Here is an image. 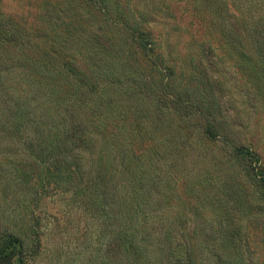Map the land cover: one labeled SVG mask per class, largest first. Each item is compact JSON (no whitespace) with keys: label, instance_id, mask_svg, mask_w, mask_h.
<instances>
[{"label":"trees","instance_id":"1","mask_svg":"<svg viewBox=\"0 0 264 264\" xmlns=\"http://www.w3.org/2000/svg\"><path fill=\"white\" fill-rule=\"evenodd\" d=\"M13 1L0 0V187L23 217L0 221V264L35 261L57 214L101 264L222 263L240 204L217 195L264 213V162L221 100L232 67L264 114L263 2Z\"/></svg>","mask_w":264,"mask_h":264},{"label":"rangeland","instance_id":"2","mask_svg":"<svg viewBox=\"0 0 264 264\" xmlns=\"http://www.w3.org/2000/svg\"><path fill=\"white\" fill-rule=\"evenodd\" d=\"M174 1L176 0H160L162 6H168L167 4ZM184 1L188 2V0ZM238 1L239 0L236 2ZM4 2L7 4L6 6L12 7L11 9L15 8L13 7L16 3L15 1L4 0ZM262 2L264 4V0H251L250 10L259 8ZM192 5L196 6V3L190 4L189 6ZM200 5L201 3L198 2L197 6ZM200 30L202 31L203 28ZM212 30L214 33V39L218 38L215 26L212 27ZM172 35V40H170L171 42L168 45H171L173 42V47L176 50L182 40L176 38L180 36L173 33ZM185 40H188L186 35L184 36V41ZM168 49L169 48L166 46L165 51ZM119 70L120 69L117 68L116 72L118 73ZM223 71L226 72L224 73V78L227 79V89L223 92L221 100H223L227 112L232 119L234 138L242 143L248 142L250 147L257 151L261 160L264 162V114L261 113L260 107L262 101L253 95L252 92L248 93L246 87H241L243 79H238V81L235 79L236 77L233 73L232 67L227 66ZM218 174L220 173L217 172L216 176L217 178H220L218 177ZM217 178L215 177L214 181L217 180ZM240 200H242V198H240ZM217 201L230 208L234 205L238 206V204H240L239 208H234L239 211L237 212L233 209L231 213L233 216L232 219L225 221L224 225H226V227L221 226V228L225 227L227 230L226 236L224 237L226 240L222 241L228 243L227 247L222 251V263L215 262L214 257L211 256L206 263L203 261V264H264V213H253L252 211L254 207H250V202L246 199L243 202L238 200L233 202L227 195L219 194L217 195ZM15 203L16 201L13 200L12 196H4V191H2V188L0 187V221L7 222L8 217L12 219V224H16V221H19L23 217L22 213L13 215L12 210L6 213V209L8 210L11 207H17L15 206ZM43 204L45 205L44 208H46L45 211L49 214L55 215L56 209L54 206L56 205L49 203L48 199H44ZM240 206H242L241 209ZM35 212H37L38 215H42L39 211ZM57 215L59 230L57 233L58 237L56 236L55 238H52L53 236H49L51 241H49L44 250L41 251V254L36 257V260H29L24 264H101L98 257L100 253H103L105 250H102L101 252L98 245L94 247L93 243H88L85 240V237L82 238L80 236L81 230L79 231L77 224H70L68 226L66 222L67 219L60 214ZM46 217L47 219L44 220L45 222L51 220L50 217ZM218 221H220V219L216 218V221L213 222L214 229L220 226ZM14 227L13 230L19 229L16 226ZM193 228H195V224L190 222L189 229ZM217 237L218 239L220 238L218 235ZM234 242H236V244ZM104 248L105 246H103V249ZM114 253L113 255H110L111 262L114 264H134L125 254H123V256L127 259L123 258L121 262L119 257L114 255ZM140 264L145 263L143 261L140 262ZM149 264L157 263L150 262Z\"/></svg>","mask_w":264,"mask_h":264}]
</instances>
